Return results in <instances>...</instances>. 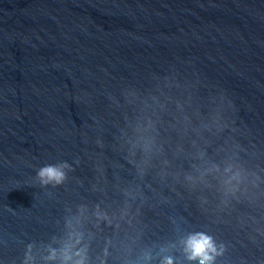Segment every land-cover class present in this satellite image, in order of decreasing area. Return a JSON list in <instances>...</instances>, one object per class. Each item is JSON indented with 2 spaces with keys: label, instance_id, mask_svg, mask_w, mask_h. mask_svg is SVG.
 Returning a JSON list of instances; mask_svg holds the SVG:
<instances>
[{
  "label": "water",
  "instance_id": "1",
  "mask_svg": "<svg viewBox=\"0 0 264 264\" xmlns=\"http://www.w3.org/2000/svg\"><path fill=\"white\" fill-rule=\"evenodd\" d=\"M198 234L264 264V0H0V264H199Z\"/></svg>",
  "mask_w": 264,
  "mask_h": 264
},
{
  "label": "clouds",
  "instance_id": "2",
  "mask_svg": "<svg viewBox=\"0 0 264 264\" xmlns=\"http://www.w3.org/2000/svg\"><path fill=\"white\" fill-rule=\"evenodd\" d=\"M67 165L61 166H46L42 168L37 176L42 186L48 184L60 185L65 179L63 168ZM187 251L190 252L189 259H199V264H211L215 247L210 237L203 234H198L189 238L187 241ZM67 259V258H66ZM77 264H83V261H78ZM164 264H172V261L166 260Z\"/></svg>",
  "mask_w": 264,
  "mask_h": 264
}]
</instances>
